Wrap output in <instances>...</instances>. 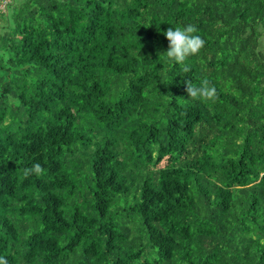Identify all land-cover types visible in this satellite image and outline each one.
<instances>
[{
  "label": "trees",
  "instance_id": "16d2710c",
  "mask_svg": "<svg viewBox=\"0 0 264 264\" xmlns=\"http://www.w3.org/2000/svg\"><path fill=\"white\" fill-rule=\"evenodd\" d=\"M1 19L8 264H264V0H11ZM189 24L205 46L169 62L163 33Z\"/></svg>",
  "mask_w": 264,
  "mask_h": 264
},
{
  "label": "clouds",
  "instance_id": "9594fccd",
  "mask_svg": "<svg viewBox=\"0 0 264 264\" xmlns=\"http://www.w3.org/2000/svg\"><path fill=\"white\" fill-rule=\"evenodd\" d=\"M196 32L197 27L189 24L185 27H176L175 29L169 27L163 33L168 41V47L167 51L162 53L166 55L169 62L184 64L189 56L197 55L200 52L205 46V41L199 35H193ZM184 71H188V69L185 68ZM185 84V92L192 99L215 101L217 98L216 88L215 86H210L208 80H203L199 87L193 86L191 81L188 80L185 81ZM41 172L42 168L39 163L32 165L31 169L25 170L26 175L32 173L40 175ZM0 264H8L7 259L0 256Z\"/></svg>",
  "mask_w": 264,
  "mask_h": 264
},
{
  "label": "rangeland",
  "instance_id": "374dc122",
  "mask_svg": "<svg viewBox=\"0 0 264 264\" xmlns=\"http://www.w3.org/2000/svg\"><path fill=\"white\" fill-rule=\"evenodd\" d=\"M9 3H11V0H5L2 4H0V11H1V12L6 11V7H7V5H8ZM3 21H5V20H4V19H1V20H0V22H3ZM3 23H4V22H3ZM3 23L0 24V26H2Z\"/></svg>",
  "mask_w": 264,
  "mask_h": 264
}]
</instances>
